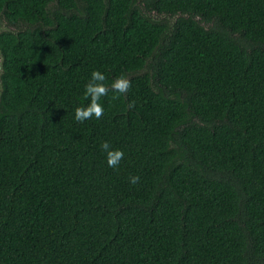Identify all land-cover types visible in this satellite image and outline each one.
<instances>
[{
	"label": "trees",
	"instance_id": "trees-1",
	"mask_svg": "<svg viewBox=\"0 0 264 264\" xmlns=\"http://www.w3.org/2000/svg\"><path fill=\"white\" fill-rule=\"evenodd\" d=\"M2 25L0 264H264V0H0ZM96 70L131 88L80 123Z\"/></svg>",
	"mask_w": 264,
	"mask_h": 264
},
{
	"label": "clouds",
	"instance_id": "clouds-1",
	"mask_svg": "<svg viewBox=\"0 0 264 264\" xmlns=\"http://www.w3.org/2000/svg\"><path fill=\"white\" fill-rule=\"evenodd\" d=\"M106 79L104 73L98 70L91 73V77L85 85V97L89 98L90 102L87 106L75 109L74 118L77 122L83 123L93 117L97 120L101 119L104 115V107L100 103L101 98L107 96L109 91L127 94L131 88V81L125 75L117 77L110 86L106 84ZM117 98L118 96H113V99ZM131 103L134 105V102ZM100 147L106 153L108 167L118 168L120 162L124 159V152L119 149H113L108 141H104ZM139 179V176H132L130 177V183L135 185L139 182Z\"/></svg>",
	"mask_w": 264,
	"mask_h": 264
},
{
	"label": "rangeland",
	"instance_id": "rangeland-1",
	"mask_svg": "<svg viewBox=\"0 0 264 264\" xmlns=\"http://www.w3.org/2000/svg\"><path fill=\"white\" fill-rule=\"evenodd\" d=\"M2 29H5V27L2 25V26H0V30H2Z\"/></svg>",
	"mask_w": 264,
	"mask_h": 264
},
{
	"label": "water",
	"instance_id": "water-1",
	"mask_svg": "<svg viewBox=\"0 0 264 264\" xmlns=\"http://www.w3.org/2000/svg\"><path fill=\"white\" fill-rule=\"evenodd\" d=\"M0 69H1V55H0Z\"/></svg>",
	"mask_w": 264,
	"mask_h": 264
}]
</instances>
